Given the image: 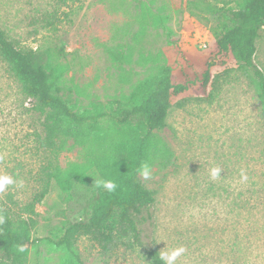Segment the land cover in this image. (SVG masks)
Instances as JSON below:
<instances>
[{
    "label": "rangeland",
    "instance_id": "374dc122",
    "mask_svg": "<svg viewBox=\"0 0 264 264\" xmlns=\"http://www.w3.org/2000/svg\"><path fill=\"white\" fill-rule=\"evenodd\" d=\"M244 2L126 0L125 9L114 10L101 0H82L59 9L55 28L40 30L34 17L53 10L57 0H0V27L15 43L69 64L64 84L72 90L63 95L77 111H110L139 99L145 84L166 71L176 81L202 76L214 60L217 39ZM143 10L149 20L139 36ZM255 62L264 71V26ZM31 105L0 59V176L15 181L0 192V205L18 213L42 189L40 170L47 162L34 135L41 125ZM166 120L157 134L173 150V163L154 165L148 178L140 174L155 196L142 225L144 241L160 252L186 248L176 264H264V101L252 70L236 60L216 65L206 91L187 95ZM70 161H82L79 147L61 154L62 166ZM214 167L221 169L216 180L210 178ZM98 180L92 169L68 191L52 183L36 206L26 264H60L68 257L54 241L71 223L88 217L94 194L103 189ZM76 249L83 264H148L138 245L120 243L105 252L82 236Z\"/></svg>",
    "mask_w": 264,
    "mask_h": 264
},
{
    "label": "trees",
    "instance_id": "16d2710c",
    "mask_svg": "<svg viewBox=\"0 0 264 264\" xmlns=\"http://www.w3.org/2000/svg\"><path fill=\"white\" fill-rule=\"evenodd\" d=\"M114 10L125 9L126 0H101ZM82 0H57L53 10H44L35 16L33 24L39 29L55 28L61 21L59 9ZM145 32L148 13L138 16ZM234 24L226 29L214 45V60L207 63L202 76L176 81L166 71L152 77L140 98L110 111H77L69 98L63 95L72 86L64 84L69 64L59 57L43 58L40 48L23 47L0 27V59L19 80L23 94L31 99V111L39 116L41 132L34 135L39 147L46 153L47 162L40 170L42 189L26 205L23 213L0 205V263L26 264L32 231L37 226L36 206L49 192L52 183L68 191L94 169L102 180H112L114 191L98 190L89 205L88 217L71 223L64 235L54 241L57 247L68 250V257L60 264H83L76 249L77 241L88 236L103 251L113 252L120 243L138 245L148 264H164L160 250L143 239V223L148 221L154 192L141 181L142 166L148 164L167 168L173 163V150L157 131L167 124L171 108L183 105L190 93H204L212 80V71L218 64L236 60L252 70L264 101V71L256 64L257 40L264 26V0H245L242 7L233 11ZM39 25V26H38ZM128 30L124 31L123 37ZM116 33V39L121 36ZM118 35V36H117ZM115 39V40H116ZM123 39L116 47H123ZM105 51L115 54L112 46L101 44ZM117 54V53H116ZM120 60L121 54L116 55ZM130 56V55H128ZM127 57V56H126ZM79 147L82 161L60 163L63 152ZM24 250L21 251L20 249Z\"/></svg>",
    "mask_w": 264,
    "mask_h": 264
},
{
    "label": "clouds",
    "instance_id": "9594fccd",
    "mask_svg": "<svg viewBox=\"0 0 264 264\" xmlns=\"http://www.w3.org/2000/svg\"><path fill=\"white\" fill-rule=\"evenodd\" d=\"M221 169L219 167H214L210 170V178L216 180L220 177ZM141 174L148 178L150 175V167L148 164L142 166ZM247 179V177H243ZM15 183V181L9 176H0V192L4 191L6 186ZM97 187H103L108 191H114L117 187L114 181L112 180H98L96 181ZM4 222V218L0 216V223ZM21 251L24 249L21 248ZM186 252V248L183 246L174 248L170 251L161 252L159 259L164 262V264H176V261Z\"/></svg>",
    "mask_w": 264,
    "mask_h": 264
}]
</instances>
